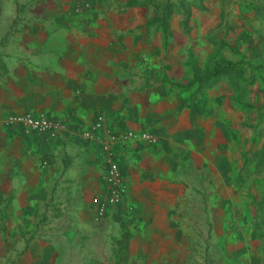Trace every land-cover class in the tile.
<instances>
[{
    "label": "crops",
    "instance_id": "1",
    "mask_svg": "<svg viewBox=\"0 0 264 264\" xmlns=\"http://www.w3.org/2000/svg\"><path fill=\"white\" fill-rule=\"evenodd\" d=\"M71 5L36 0L38 13L0 15L9 23L0 31V264H205L187 232L205 230L199 200L224 153L217 116L168 82L141 76L136 20ZM247 9L252 38L264 39V0ZM249 50L253 59L264 44ZM97 111L148 135L119 159L133 225L123 208L100 221L90 210L105 173L98 147L81 133ZM22 113L62 121L64 130L26 137L3 125ZM50 187L64 200L55 212L63 217L42 222ZM225 258L238 262L231 252Z\"/></svg>",
    "mask_w": 264,
    "mask_h": 264
},
{
    "label": "rangeland",
    "instance_id": "2",
    "mask_svg": "<svg viewBox=\"0 0 264 264\" xmlns=\"http://www.w3.org/2000/svg\"><path fill=\"white\" fill-rule=\"evenodd\" d=\"M93 1L72 0L71 10L136 20L135 29L143 36L136 59L141 76L168 82L220 122L224 153L215 161L216 182L213 174L206 175L210 183L203 188L205 199L199 200L205 214L199 221L205 230L187 232L198 241L195 255L200 252L205 264L214 259L222 264H247L241 259L264 264V51L253 59L247 54L264 39L252 38L248 12L244 13L255 0ZM35 2L0 0V15L38 13ZM130 2L136 5L128 6ZM8 25L0 22V31ZM48 190L46 205L51 209L41 221H59L63 216L55 213L56 206L64 200L55 195L57 188ZM193 206L197 207L195 199ZM228 252L238 262L227 261Z\"/></svg>",
    "mask_w": 264,
    "mask_h": 264
},
{
    "label": "built area",
    "instance_id": "3",
    "mask_svg": "<svg viewBox=\"0 0 264 264\" xmlns=\"http://www.w3.org/2000/svg\"><path fill=\"white\" fill-rule=\"evenodd\" d=\"M6 128H16L24 136H41L52 138L63 132L65 124L62 121L42 114L22 113L10 114L4 120ZM137 136L127 129L125 124L110 122L102 112H95L88 129L81 133V139L98 147L103 158L104 178L102 191L93 196L89 202L90 210L97 220H107L119 208L124 209V216L130 224L136 222L134 208L126 202V185L119 166L121 151Z\"/></svg>",
    "mask_w": 264,
    "mask_h": 264
},
{
    "label": "trees",
    "instance_id": "4",
    "mask_svg": "<svg viewBox=\"0 0 264 264\" xmlns=\"http://www.w3.org/2000/svg\"><path fill=\"white\" fill-rule=\"evenodd\" d=\"M135 5H136V2H130V3H128V6H135ZM158 23H160V25H162L161 27H163V30H164L165 29V24L162 22L161 19L159 20ZM163 37L164 38L166 37V34L164 32H163ZM1 67L3 68V65H1ZM216 73H218V71Z\"/></svg>",
    "mask_w": 264,
    "mask_h": 264
}]
</instances>
